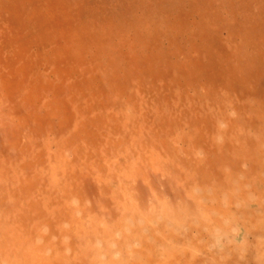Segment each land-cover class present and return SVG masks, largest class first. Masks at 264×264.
<instances>
[{"label": "rangeland", "instance_id": "1", "mask_svg": "<svg viewBox=\"0 0 264 264\" xmlns=\"http://www.w3.org/2000/svg\"><path fill=\"white\" fill-rule=\"evenodd\" d=\"M262 36L264 0H0V264H264Z\"/></svg>", "mask_w": 264, "mask_h": 264}, {"label": "bare ground", "instance_id": "2", "mask_svg": "<svg viewBox=\"0 0 264 264\" xmlns=\"http://www.w3.org/2000/svg\"><path fill=\"white\" fill-rule=\"evenodd\" d=\"M256 32V30L253 32V33H255ZM255 37V36H254ZM252 38V37H251ZM262 38L264 39V36H262ZM252 39H254V38H252ZM68 46H66V47H62V48H59V51L61 52V54H63V57H64V59L66 60V59H68V56H69V50H68ZM2 51H4L2 48H0ZM18 53L19 52H23V50H20L19 49V51L18 50H16ZM57 51H58V48L54 51V54H57ZM21 56H23V55H21ZM58 57H61L60 59H62V56L61 55H57ZM3 59V58H2ZM15 60H16V56H15V58H14ZM238 61V60H237ZM21 68V67H20ZM21 70V69H20ZM14 71V70H13ZM12 71V72H13ZM10 72V71H9ZM12 72H11V74H12ZM24 72V71H23ZM24 74V73H23ZM11 77V76H10ZM13 77V76H12ZM13 78H15V77H13ZM2 79H4V78H2ZM21 79H23V78H21ZM11 82V81H10ZM15 83V82H14ZM6 84V83H5ZM12 88V87H11ZM5 89H8L9 91H10V89H9V87L8 86H5Z\"/></svg>", "mask_w": 264, "mask_h": 264}]
</instances>
